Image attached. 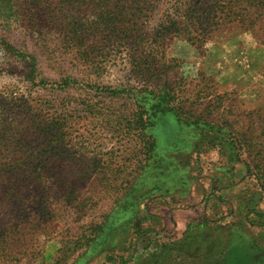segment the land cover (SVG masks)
<instances>
[{
	"label": "rangeland",
	"instance_id": "374dc122",
	"mask_svg": "<svg viewBox=\"0 0 264 264\" xmlns=\"http://www.w3.org/2000/svg\"><path fill=\"white\" fill-rule=\"evenodd\" d=\"M68 1L0 0V264H264L263 8Z\"/></svg>",
	"mask_w": 264,
	"mask_h": 264
},
{
	"label": "trees",
	"instance_id": "16d2710c",
	"mask_svg": "<svg viewBox=\"0 0 264 264\" xmlns=\"http://www.w3.org/2000/svg\"><path fill=\"white\" fill-rule=\"evenodd\" d=\"M49 1V0H46ZM74 0H69L68 3H71ZM111 1H119L122 3H126L130 7V21L123 24L120 22V19H115L114 26H117L118 29L126 28L127 31L131 32H139L147 33L149 26L146 24L148 18L150 17L151 13L154 11V8L158 5V3L165 2L167 0H111ZM19 2L24 5V7H34L38 9L45 0H19ZM51 4V3H50ZM223 4V5H221ZM140 5V12H137L136 8ZM232 6L236 7L239 6L245 8H257L259 10L260 7L263 8L264 11V0H174L172 4L171 11L169 13H165V17L160 21L152 26L151 28H158L163 33H171L175 36H179L180 34L186 35L190 34V27L196 25H203L204 23L208 24L213 20H227L229 18H233L230 22L239 21L238 16L234 15L235 11H231ZM68 8V6H67ZM117 13V12H115ZM113 13L112 15H115ZM222 14V15H220ZM218 15V16H216ZM142 17V23H139V19ZM228 18V19H227ZM126 26V27H124ZM148 86V85H147ZM158 86V85H157ZM152 84H149L150 94H156V92H161L158 87ZM165 99L168 98L165 91L162 92ZM162 96V98H164ZM164 128L166 129L165 132L169 133L170 127V135L174 137L175 130L172 126H167L165 122L162 123ZM154 146V143H151ZM4 152V151H2ZM120 264H126V261L120 257Z\"/></svg>",
	"mask_w": 264,
	"mask_h": 264
}]
</instances>
